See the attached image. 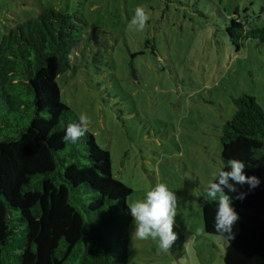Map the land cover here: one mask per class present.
Here are the masks:
<instances>
[{
	"label": "rangeland",
	"instance_id": "374dc122",
	"mask_svg": "<svg viewBox=\"0 0 264 264\" xmlns=\"http://www.w3.org/2000/svg\"><path fill=\"white\" fill-rule=\"evenodd\" d=\"M137 6L150 16L143 31L130 26ZM44 8L80 21L77 59L57 78L60 98L90 117L113 177L131 188L126 204L160 183L176 195L170 250L132 240L131 219L127 264H254L205 233L202 192L220 171L232 98L251 95L264 111V42L242 38L237 48L226 32L231 18L262 26L264 0H0V30Z\"/></svg>",
	"mask_w": 264,
	"mask_h": 264
},
{
	"label": "trees",
	"instance_id": "16d2710c",
	"mask_svg": "<svg viewBox=\"0 0 264 264\" xmlns=\"http://www.w3.org/2000/svg\"><path fill=\"white\" fill-rule=\"evenodd\" d=\"M231 18L226 26L237 48L242 38L264 42V24ZM80 21L44 8L0 30V264H127L131 188L113 177L109 151L91 132L65 143L78 117L61 101L58 76L77 59ZM234 111L221 125L220 170L230 158L259 177L231 205L240 219L234 239L214 229L216 203L202 194L204 231L229 256L264 264V111L251 95L232 98ZM214 181V180H213Z\"/></svg>",
	"mask_w": 264,
	"mask_h": 264
},
{
	"label": "clouds",
	"instance_id": "9594fccd",
	"mask_svg": "<svg viewBox=\"0 0 264 264\" xmlns=\"http://www.w3.org/2000/svg\"><path fill=\"white\" fill-rule=\"evenodd\" d=\"M149 14L143 7L137 6L132 16L130 26L143 31ZM79 123L69 124L63 141L75 144L89 131L91 119L86 114H80ZM230 170H220L214 173V181H210L205 187V195L209 202L216 203L213 227L225 240L234 239L233 226L240 219L239 214L231 205V199L227 193H236L234 199L243 200L247 193L238 192L237 185H248L253 190L260 184L259 177L248 176L244 173L245 163L241 160L230 158L227 160ZM227 190V193L226 191ZM128 209L132 217V240L145 241L151 238L157 241L158 251L167 253L176 240L173 231L175 217L177 216V199L174 192L170 191L165 184H156L147 191L143 201L128 203ZM199 234L203 235V230Z\"/></svg>",
	"mask_w": 264,
	"mask_h": 264
}]
</instances>
